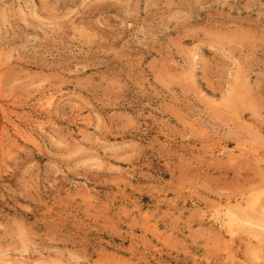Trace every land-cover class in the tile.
Masks as SVG:
<instances>
[{"label": "rangeland", "instance_id": "1", "mask_svg": "<svg viewBox=\"0 0 264 264\" xmlns=\"http://www.w3.org/2000/svg\"><path fill=\"white\" fill-rule=\"evenodd\" d=\"M0 264H264V0H0Z\"/></svg>", "mask_w": 264, "mask_h": 264}, {"label": "bare ground", "instance_id": "2", "mask_svg": "<svg viewBox=\"0 0 264 264\" xmlns=\"http://www.w3.org/2000/svg\"><path fill=\"white\" fill-rule=\"evenodd\" d=\"M221 205V204H220ZM260 205V204H259ZM216 206H214V208H215ZM224 207V206H223ZM219 208V207H218ZM220 210V209H219ZM222 210V209H221ZM225 210V209H224ZM229 211V210H228ZM216 212H218L217 210H216ZM215 212V213H216ZM230 213V212H229ZM223 214V213H222ZM245 214H247V213H245ZM227 215V214H226ZM210 216V215H209ZM223 216V215H222ZM211 217V216H210ZM233 217H235V215L233 216ZM237 218H238V216H237ZM215 219V218H214ZM247 219V218H246ZM236 220H238V219H236ZM235 221V220H234ZM233 222V221H232ZM243 222V221H242ZM222 223V222H221ZM225 224V223H224ZM259 224V223H258ZM234 225V224H233ZM238 225H239V223H238ZM260 225V224H259ZM262 225V224H261ZM226 226V225H225ZM224 226V227H225ZM235 226V225H234ZM254 226V225H253ZM228 228V227H227ZM255 231V230H254ZM253 233V232H252Z\"/></svg>", "mask_w": 264, "mask_h": 264}]
</instances>
